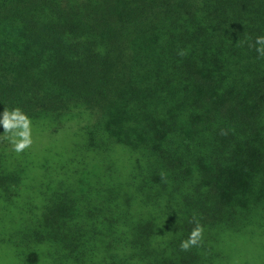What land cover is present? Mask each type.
<instances>
[{
  "label": "trees",
  "instance_id": "obj_1",
  "mask_svg": "<svg viewBox=\"0 0 264 264\" xmlns=\"http://www.w3.org/2000/svg\"><path fill=\"white\" fill-rule=\"evenodd\" d=\"M257 35L264 0H0V113L33 125L21 153L0 127L8 264H224L227 241L260 243Z\"/></svg>",
  "mask_w": 264,
  "mask_h": 264
},
{
  "label": "clouds",
  "instance_id": "obj_2",
  "mask_svg": "<svg viewBox=\"0 0 264 264\" xmlns=\"http://www.w3.org/2000/svg\"><path fill=\"white\" fill-rule=\"evenodd\" d=\"M249 48H255L258 57H264V35H257L254 42H248ZM0 127L4 129L5 138L12 146V150L21 153L33 143L32 120L21 108L14 107L0 113ZM202 226L197 222L186 239L181 240L180 247L188 249L199 243Z\"/></svg>",
  "mask_w": 264,
  "mask_h": 264
},
{
  "label": "rangeland",
  "instance_id": "obj_3",
  "mask_svg": "<svg viewBox=\"0 0 264 264\" xmlns=\"http://www.w3.org/2000/svg\"><path fill=\"white\" fill-rule=\"evenodd\" d=\"M234 238V244L231 241H227L225 244L229 256L224 264H241L243 262L242 257L245 264H264V257L261 256V254H264V239L260 243L255 240V244L246 240L248 244L242 237L236 236ZM0 264H8V257L2 247L0 248Z\"/></svg>",
  "mask_w": 264,
  "mask_h": 264
}]
</instances>
